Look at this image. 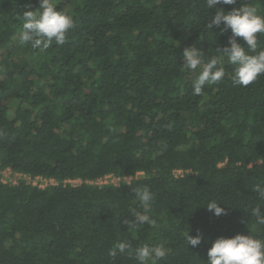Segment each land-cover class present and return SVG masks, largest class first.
<instances>
[{
	"label": "trees",
	"instance_id": "obj_1",
	"mask_svg": "<svg viewBox=\"0 0 264 264\" xmlns=\"http://www.w3.org/2000/svg\"><path fill=\"white\" fill-rule=\"evenodd\" d=\"M52 2L74 28L64 45L39 50L19 42L23 11L40 10L39 0H0V264H138L145 245L164 246L157 264H206L218 237L264 239L251 215L264 212L253 190L264 187V74L233 83L218 51L231 31L206 26L215 9L206 0ZM245 4L264 16V0L217 7ZM189 47L225 69L201 95L199 69L183 65ZM108 175L117 183L100 182ZM38 176L54 182L32 184ZM143 187L154 224L128 225L144 211L132 191ZM211 200L227 214L209 211ZM198 231L201 243L187 245ZM121 241L131 247L110 255Z\"/></svg>",
	"mask_w": 264,
	"mask_h": 264
},
{
	"label": "clouds",
	"instance_id": "obj_2",
	"mask_svg": "<svg viewBox=\"0 0 264 264\" xmlns=\"http://www.w3.org/2000/svg\"><path fill=\"white\" fill-rule=\"evenodd\" d=\"M40 10L23 11V25L19 32V42L30 44L33 49L47 50L55 42L56 45H64L68 33L74 28L73 18L62 11L57 10L52 0H39ZM237 0H206L209 10L215 9V14L207 21V29L215 26L221 33L230 29L227 45L218 47V51L226 55L229 64L234 66L233 83L248 86L264 74V50H257V34H264V16L258 13V9L251 4H245L231 11H225L217 5H235ZM237 38H242L247 46H242ZM254 53V54H249ZM183 65L186 69L198 73L193 82V93L201 95L206 86L217 84L225 77V69L218 66V58L204 59V53L195 47L185 48L182 53ZM259 198L264 200V187L257 184L254 189ZM143 207V213L133 212L134 220H126L128 225L154 224L147 214L154 199L153 193L147 188L132 189ZM216 200H211L205 206L215 216L226 215L224 208L218 206ZM251 215L255 217L257 224L264 225V212L260 207L251 209ZM202 235L197 232L195 236L187 234V245L193 248L201 243ZM131 247L128 241H121L116 245V250L110 255L116 256L126 253ZM135 259L138 264H157L164 258L166 250L163 245L150 247L148 245L135 250ZM206 264H264V239L255 238L253 235L236 234L231 238L218 237L211 243L207 250Z\"/></svg>",
	"mask_w": 264,
	"mask_h": 264
},
{
	"label": "built area",
	"instance_id": "obj_3",
	"mask_svg": "<svg viewBox=\"0 0 264 264\" xmlns=\"http://www.w3.org/2000/svg\"><path fill=\"white\" fill-rule=\"evenodd\" d=\"M8 171H6L5 173H7ZM39 177V176H38ZM108 177H110L109 175L108 176H106L104 179H101L100 180V182L101 183H104V182H107L108 180H107V178ZM28 178V177H27ZM39 178H41V179H43L45 182H47L46 184H48V180L49 181H54L53 179H46V178H43V177H39ZM34 179H36V177L34 178ZM28 180V179H27ZM110 180H111V182H113V183H117V181H118V178H115V177H110ZM32 181V180H31ZM77 182L78 183V180L77 179H75V180H73V181H71V182ZM34 183V182H33ZM36 184V183H35ZM45 184V185H46ZM41 187V186H40Z\"/></svg>",
	"mask_w": 264,
	"mask_h": 264
},
{
	"label": "rangeland",
	"instance_id": "obj_4",
	"mask_svg": "<svg viewBox=\"0 0 264 264\" xmlns=\"http://www.w3.org/2000/svg\"><path fill=\"white\" fill-rule=\"evenodd\" d=\"M27 179L29 180V178H27ZM108 181H111V180H108ZM31 182H32V184H35L36 183L35 185L41 186V187L45 186V184L47 183L43 179H41L39 177H36V179H33ZM52 182H54V181H49L48 180V183H52ZM73 183H77V182L74 181Z\"/></svg>",
	"mask_w": 264,
	"mask_h": 264
}]
</instances>
